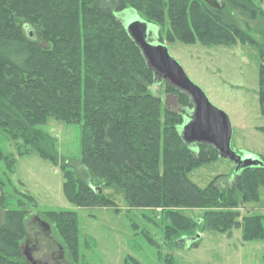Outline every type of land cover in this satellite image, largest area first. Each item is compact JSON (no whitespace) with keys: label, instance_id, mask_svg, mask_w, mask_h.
<instances>
[{"label":"trees","instance_id":"trees-1","mask_svg":"<svg viewBox=\"0 0 264 264\" xmlns=\"http://www.w3.org/2000/svg\"><path fill=\"white\" fill-rule=\"evenodd\" d=\"M128 8L149 22L162 23L168 14L170 41L258 45L264 114V46L226 20L224 8L205 0H0V134L20 140L21 154L36 149L60 164L66 192L79 205L121 210L111 193L70 167L72 161L56 147L57 137L40 126L49 116L80 123L83 165L105 178V185L123 192L128 205L161 207L170 219L167 236L195 234L190 232L196 226L232 235L238 227L245 240L264 239V212L243 211L242 206L259 199L264 166L239 168L231 180L218 174L204 187L189 177L196 167L218 159L219 151L203 142L191 146L182 137L185 111L163 106V97L153 91L155 72L118 15ZM164 82L167 93L192 108L187 93ZM2 159L12 170L15 158L0 146ZM4 186L0 176V187ZM19 203L21 207L5 208L0 223V264H28L22 240L30 210L23 198ZM190 208H203V215L196 219L181 210ZM45 214L78 260V212ZM145 235L155 243L149 232ZM129 264L142 263L133 259ZM164 264L176 262L167 256Z\"/></svg>","mask_w":264,"mask_h":264},{"label":"rangeland","instance_id":"rangeland-1","mask_svg":"<svg viewBox=\"0 0 264 264\" xmlns=\"http://www.w3.org/2000/svg\"><path fill=\"white\" fill-rule=\"evenodd\" d=\"M132 9L118 13L119 17L125 21ZM253 10H257L256 17ZM260 10L264 11V0H227L224 7L226 20L239 25L264 46V15ZM151 23L150 38L164 42L192 80L229 115L231 147L240 154L254 153L264 163V130L261 128L264 114L259 102V68L263 61L260 47L250 42L206 45L201 41H170L166 38L171 29L168 14L162 23ZM164 81L166 79L157 78L153 91L163 97V106L173 111H185L186 121L191 117L193 106L185 107L176 94L167 93ZM40 126L57 137L56 147L72 161L70 167L87 181L111 193L121 210L113 206H82L73 201L65 189L62 166L43 157L36 149L21 154L22 142L3 131L0 146L15 158V163L11 170L5 159L0 161V176L5 181V186L0 187V223L5 219L6 207H21L20 198L26 201L24 206L30 211L26 216L27 234L22 240V250L25 244L32 245L37 240L38 248L34 251L37 258L50 257L53 252L58 255L62 248L66 264H129L133 259L142 264H164L167 256H172L176 264H264V239L245 240L238 227L228 235L196 226L190 232L201 231L196 243L189 246L175 244L178 236L166 235V224L170 219L161 207L128 205L123 192L105 185V178L83 165L80 123H68L49 116ZM237 170L235 161L220 156L193 169L189 177L204 187L218 174H227L231 180ZM242 206L243 211L252 208L264 212V185L260 186L259 199L242 202ZM66 209L76 210L79 214L78 260L70 254L57 224L45 214L46 210ZM181 210L196 219L204 212L203 208ZM36 216L49 222L50 229L44 231ZM146 232L152 235L155 243L148 239Z\"/></svg>","mask_w":264,"mask_h":264},{"label":"water","instance_id":"water-1","mask_svg":"<svg viewBox=\"0 0 264 264\" xmlns=\"http://www.w3.org/2000/svg\"><path fill=\"white\" fill-rule=\"evenodd\" d=\"M210 6L222 9L227 0H205ZM125 27L134 41L141 48L143 55L156 78H164L170 84L187 93L193 103L192 114L181 126V135L189 145L197 142L208 143L215 146L220 156L228 157L236 162L237 168L250 166H264L262 159L251 152L240 154L231 147L232 125L227 112L215 105L208 97L205 90L187 74L182 64L172 56L168 46L156 39L150 38L151 22L143 18L137 11L125 17ZM40 218V217H39ZM42 223L50 227L49 222L41 219ZM201 236L198 231L195 234H184L175 239V244L189 246ZM26 259L37 263L31 249L23 252Z\"/></svg>","mask_w":264,"mask_h":264},{"label":"flooded vegetation","instance_id":"flooded-vegetation-1","mask_svg":"<svg viewBox=\"0 0 264 264\" xmlns=\"http://www.w3.org/2000/svg\"><path fill=\"white\" fill-rule=\"evenodd\" d=\"M36 219L38 220L39 224L42 226V229L44 231H47L50 229V227H47L42 223L41 219H43V218H41V217L39 218V216H36ZM37 248H38V241L36 240L33 242L32 245L29 242H28V244H25V247L23 248L22 251L25 252L26 250L31 249L33 251V254H34V251ZM61 250H59L60 252L58 255H56L55 252H53L50 257H45V258H37L34 254L35 258L37 259L36 264H66L63 261V257H64L63 249L61 248ZM23 255H24V253H23ZM24 257L26 259L25 255H24ZM28 264H34V263L28 261Z\"/></svg>","mask_w":264,"mask_h":264}]
</instances>
